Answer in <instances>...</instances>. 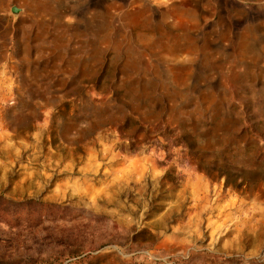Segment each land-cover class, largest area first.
Returning <instances> with one entry per match:
<instances>
[{"label": "rangeland", "instance_id": "rangeland-1", "mask_svg": "<svg viewBox=\"0 0 264 264\" xmlns=\"http://www.w3.org/2000/svg\"><path fill=\"white\" fill-rule=\"evenodd\" d=\"M0 197V264H264V0H0Z\"/></svg>", "mask_w": 264, "mask_h": 264}, {"label": "built area", "instance_id": "built-area-1", "mask_svg": "<svg viewBox=\"0 0 264 264\" xmlns=\"http://www.w3.org/2000/svg\"><path fill=\"white\" fill-rule=\"evenodd\" d=\"M111 250V249H117V247H112V246H108L105 247L103 249H99L97 251H95L92 255H99L103 250ZM125 257L128 258H142L143 260L146 261H153V262H163L164 264H178L176 261H173V259H171V257H161L159 255L158 252H156L155 250L152 249H148V248H141V249H137L132 253H128L126 255H124Z\"/></svg>", "mask_w": 264, "mask_h": 264}, {"label": "trees", "instance_id": "trees-1", "mask_svg": "<svg viewBox=\"0 0 264 264\" xmlns=\"http://www.w3.org/2000/svg\"><path fill=\"white\" fill-rule=\"evenodd\" d=\"M33 203H35L34 200H27L25 202H16L10 199H6L5 197H0V219L6 220L8 221V223H13L16 225L18 223L17 220L19 218V215H17L15 210L11 208L21 207L23 205H29Z\"/></svg>", "mask_w": 264, "mask_h": 264}, {"label": "crops", "instance_id": "crops-1", "mask_svg": "<svg viewBox=\"0 0 264 264\" xmlns=\"http://www.w3.org/2000/svg\"><path fill=\"white\" fill-rule=\"evenodd\" d=\"M118 253L114 251L113 249L111 250H103L99 255H97L96 259H94L95 263L99 264H142L139 261H124L119 259ZM86 262V261H85ZM88 264V263H85ZM144 264H151V263H144Z\"/></svg>", "mask_w": 264, "mask_h": 264}]
</instances>
